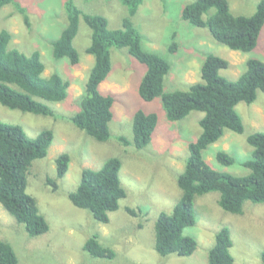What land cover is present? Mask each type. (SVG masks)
<instances>
[{"label": "rangeland", "instance_id": "374dc122", "mask_svg": "<svg viewBox=\"0 0 264 264\" xmlns=\"http://www.w3.org/2000/svg\"><path fill=\"white\" fill-rule=\"evenodd\" d=\"M66 0H15L0 9V32L12 34L10 48L30 55L37 51L45 65L43 76L59 74L69 80L68 98L61 103H47L54 117H45L0 104V121L19 125L30 139L42 131L52 130L54 139L44 159L36 160L30 169L27 193L38 204L40 213L49 224V231L29 237L23 226L16 223L0 205V240L8 241L18 257V264H208V252L223 228L230 232L233 264H261L264 250V204L245 202L243 213L225 212L218 204L219 192L198 196L195 200V225L184 235L197 241L198 247L190 257H162L154 248L155 223L161 213L170 214L181 197L178 176L189 157L188 144L201 133V112H192L182 121L167 119L161 99L142 100L139 83L145 66L133 58L126 48H111L112 70L100 86V91L115 99L113 119L109 124L110 138L97 142L75 127L70 118L79 111V99L84 92L93 56L86 53L91 42V30L83 16L79 18L78 33L73 45L80 62L72 66L68 59L57 60L53 43L67 24ZM83 14L101 15L110 29H119L128 17V8L121 0H73ZM196 0H143L131 18L141 35L144 50L156 53L171 65L165 78V92L186 91L200 82V69L205 57L217 55L228 61L229 67L220 74L235 81L246 70L250 59L264 61V27L256 48L244 53L217 42L207 28L195 27L182 18L183 8ZM235 16H252L260 0H227ZM26 11L27 22L18 7ZM215 13L211 9L203 16L207 20ZM176 45L172 52L171 47ZM137 110L155 113L158 123L151 143L141 150L133 145L132 119ZM236 111L244 124L243 134L226 131L219 142L204 151L205 160L220 172L236 176L248 174L241 163L252 154L248 136L264 132V93L258 92L254 103H239ZM120 138L130 142L124 146ZM224 151L236 159L232 166H222L216 154ZM66 153L70 157L68 171L56 178V158ZM111 157L122 161L120 179L126 197L119 208L109 213L107 224L99 223L91 214L73 206L68 195L76 190L84 169L99 170ZM56 179L58 189L47 184ZM127 208L137 215L129 214ZM115 252L112 260L96 259L83 246L92 236Z\"/></svg>", "mask_w": 264, "mask_h": 264}, {"label": "trees", "instance_id": "16d2710c", "mask_svg": "<svg viewBox=\"0 0 264 264\" xmlns=\"http://www.w3.org/2000/svg\"><path fill=\"white\" fill-rule=\"evenodd\" d=\"M128 8V17L119 29H110L108 20L101 15L83 14L73 0H66L64 9L67 24L53 43V55L68 59L72 66L80 62L73 45L78 33L79 18L91 30V42L86 53L93 56L94 63L88 73L84 92L79 99V111L69 119L87 136L97 142L110 138L109 124L113 119L115 99L100 91V86L112 70L111 48H126L128 53L145 66L138 93L142 100L152 102L157 98L166 117L171 122L185 119L192 112L204 114L200 120L199 137L188 144L189 157L177 184L181 197L170 214L161 213L155 231V251L162 257H190L197 250V241L184 230L195 225V200L210 192H219V206L227 213L241 215L245 202L264 204V132H256L247 138L252 147L251 156L241 165L248 174L236 176L215 170L204 158V151L223 138L226 131L243 134L244 124L236 111L239 103H254L258 92L264 93V61L250 59L246 70L237 80L231 81L220 74L229 67L227 60L209 54L200 69V82L186 91L165 92V78L171 65L156 53L143 49L141 35L131 18L137 13L143 0H121ZM15 4V0H0V9ZM22 14L26 11L18 7ZM211 9L215 13L207 20L203 16ZM182 18L189 24L207 28L212 37L231 50L249 53L258 43L264 27V0H260L252 16H235L227 0H196L182 10ZM27 22L28 17H24ZM12 34L0 32V104L10 110L54 117L47 103L64 102L69 95L70 81L59 74L43 76L45 65L39 52L26 55L10 48ZM176 45L171 47L172 52ZM158 123L155 113L137 110L132 119L133 142L136 150L146 148L152 141ZM54 139L52 130L42 131L30 139L21 126L0 121V205L23 226L29 237H38L49 231V224L40 213L37 201L27 193V181L33 162L44 159ZM124 146L130 142L120 138ZM216 161L225 167L232 166L236 159L224 151L216 154ZM70 157L63 153L55 160L56 178L61 179L68 171ZM122 161L119 157L107 159L99 170L84 169L76 190L68 195L76 208L86 210L99 223L109 222V213L117 211L119 201L126 197L121 184ZM47 184L58 189L56 179H47ZM136 216L134 210L127 208ZM233 246L230 232L221 229L208 252V264H233ZM83 250L92 258L112 260L115 252L103 246L98 236L90 237ZM0 264H18L12 245L0 240ZM264 264V250L261 253Z\"/></svg>", "mask_w": 264, "mask_h": 264}]
</instances>
